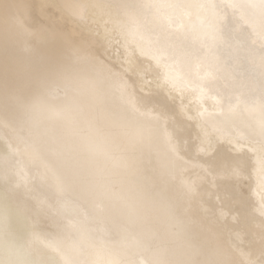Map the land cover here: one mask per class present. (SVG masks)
<instances>
[{
  "label": "bare ground",
  "instance_id": "6f19581e",
  "mask_svg": "<svg viewBox=\"0 0 264 264\" xmlns=\"http://www.w3.org/2000/svg\"><path fill=\"white\" fill-rule=\"evenodd\" d=\"M154 1L0 0V264H59L60 259L68 264H163L185 251L186 239L180 236L159 244L178 229L190 241L212 240L187 264L204 254L217 264L264 263L256 258L264 257L262 217L239 205L243 219L228 225L206 216L210 207L220 216L227 213L225 197L215 194L216 175L229 174L237 191L245 184V164L230 171L232 162L224 160L208 164L207 173L189 174L221 143L234 151L245 152V147L212 130L204 119L209 107L167 78L168 68L180 69V60L196 61L189 63L190 72L209 76L199 61L203 54L230 71L236 53L227 43L228 31L235 27L223 19L216 0H164L163 30L185 52L168 53L163 64L165 47L152 36L155 21L146 15V5ZM251 1L253 8L264 10V0ZM133 29L145 42L128 34ZM255 49L248 53L254 63L263 60L252 54ZM258 67L264 76V64ZM261 76L250 85L236 77L238 89L264 93ZM54 80L59 86L51 91ZM32 93L30 104L26 97ZM176 109L201 137L204 151L177 155L175 133L186 127L168 123L159 128L147 120L148 115L167 118ZM214 111L211 120L217 126L259 141L251 149L256 155L252 164L263 172L264 107L224 103V114ZM128 136L133 143L126 146L120 139ZM255 186L250 198L264 200V185L258 179ZM68 193L84 198L90 211L85 221L81 203ZM58 195L64 198L55 200ZM60 221L65 226L57 233ZM109 225L117 228V243L96 242L91 230ZM78 232L84 233V245L78 244ZM233 232L250 238L231 240Z\"/></svg>",
  "mask_w": 264,
  "mask_h": 264
},
{
  "label": "rangeland",
  "instance_id": "374dc122",
  "mask_svg": "<svg viewBox=\"0 0 264 264\" xmlns=\"http://www.w3.org/2000/svg\"><path fill=\"white\" fill-rule=\"evenodd\" d=\"M214 0H204V2H213ZM218 5L222 8V17L224 20L230 21L234 25V29L229 30V39L230 42L228 44L234 46L233 50L235 51V55L229 63L231 65L227 66L230 71L223 72L222 64L211 56H206L205 54L202 57H199V61L201 62V66L204 70L209 71V76L199 75L197 73L190 72V62L196 61H182L180 60V69L179 70H171L168 68L169 71L172 73L168 74L167 78L171 82L178 83L184 91H187L192 94L194 101L198 104H204L205 106L209 107L208 113L204 116L205 122L209 124L212 130H214L218 135L223 137L224 139L233 140L238 144H241L245 147L246 151H234L228 148L225 143H221L220 149L216 154H209L202 159L204 163H199L198 167H190L189 170L190 175L202 174L207 173L208 171V164L209 166H217L221 165L224 160H228L232 162V165L229 167V170H233V168L237 164H245L246 173L243 181L245 184L240 187L237 191L233 190L234 185L230 175L219 173L216 175V183H215V194H221L219 196L221 200L225 197V204L228 203L225 210L227 213L223 214L222 216L218 215L217 208L210 207L207 210L206 216L209 218H217L218 222L224 225H228L229 222L236 219H243V215L240 214L238 211L240 210L239 207L236 205L247 207V209H252L255 214L262 217L264 219V213L262 212L264 207V200H252L250 198V193L254 191L257 187L255 186V181L260 180L264 185V171L263 172H256L254 171V165L252 164V158H256V155L251 151L252 148L259 144V141L255 139H250L247 137L244 131H234V132H227L224 129L217 126L211 120L212 111L216 109L213 113L219 112L220 115L224 114L223 111H220V107H223L224 103H228L231 106L236 107H243L248 103L256 104L257 106L264 107V93L260 92L259 89H255L254 91H244L241 92L238 89L236 77L242 79V77L246 80L248 85H250L251 81L254 78H259L261 75L259 74V63L264 64V10H257L252 7L253 2L251 0H216ZM146 15L153 16V20L155 21V25L152 29V36L156 38L157 41L160 42L161 45L165 47L166 56H163V64L167 62L169 58H167V54H177L180 55L181 53L185 52V50H180V47L175 42L174 38L171 34L164 31V26H166L165 20L166 17L162 12L164 8V0H156L149 5H146ZM228 28H225V34ZM128 34L132 36V38L138 40V42L143 43L145 42L144 36L141 34H136L134 29L129 31ZM227 40V34H226ZM241 43V44H240ZM242 48V49H237ZM257 48V49H255ZM237 49V50H235ZM253 49L255 51L252 54H257L256 57H263V60H255L250 59L253 56L249 55ZM244 55L240 59V55ZM73 56V55H72ZM192 57V53L190 55ZM236 67H238L236 69ZM239 71V72H238ZM264 79V76H261ZM201 79H204L201 82ZM208 81L212 82L211 87H204L203 83H208ZM59 86L58 81H52L50 85L51 91H54ZM204 87V88H203ZM206 88V89H205ZM34 94H29L26 97L27 103H33ZM206 102V103H205ZM166 105V104H165ZM167 106V105H166ZM169 109L172 107L169 105ZM187 118L183 115V112H180L176 109V112H173L167 118H160L155 115H148L147 120L153 123L156 127H163L166 126L168 123H174L178 126H185V130H180L177 134L175 133V141L176 143L173 145L174 152L177 155H185L188 152H200L204 151V147L201 143V137L197 136L196 133L193 132L192 128L188 127L184 122ZM262 123L264 125V115L262 117ZM142 130V125H138V132ZM164 133V132H163ZM76 141L78 142V137L74 136ZM131 136L123 137L120 141L127 145H131L133 142ZM263 161L264 165V156L260 158ZM112 165V164H111ZM188 174V173H187ZM192 178L191 176H188ZM179 177L174 178L172 181H176ZM251 183L250 185H248ZM254 183V184H253ZM69 197L75 198V201L81 203L83 208L79 209V213L81 216L84 217V221L86 217L89 215L90 211L85 206H83L84 198L81 199L77 195L75 196L74 193H68ZM164 199H168L170 196L164 192L163 194ZM64 198L63 195L56 196L55 200H60ZM199 202V200H198ZM59 229L56 231L59 232L65 224L63 221L59 223H55ZM91 230V229H90ZM117 231V228L109 225L106 228H98L92 229V236L96 242L103 243L105 241H115L116 236L114 233ZM233 234V235H231ZM230 234V239H234L239 241L240 243H246L249 238L250 234H235V232ZM78 244L84 245L85 241L81 238L84 236L83 232H78ZM185 238V251L181 252L177 256L176 259H170L168 262L163 264H187V262L191 259L192 254L202 252L204 246L211 244L212 240L210 238L204 237L199 241H190L191 238L187 235L185 230H176V232L171 233L166 238L160 240L159 244L161 246L167 243H173L178 240V237ZM179 238V239H180ZM116 242V241H115ZM117 243V242H116ZM263 255L256 256L257 261L264 262ZM190 257V258H189ZM210 260L212 264H217L214 258H211L209 255L204 254L201 261L196 262L195 264H203L204 261ZM59 264H68L67 259H60ZM87 264V263H84ZM161 264V263H158ZM264 264V263H261Z\"/></svg>",
  "mask_w": 264,
  "mask_h": 264
}]
</instances>
